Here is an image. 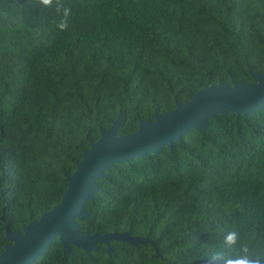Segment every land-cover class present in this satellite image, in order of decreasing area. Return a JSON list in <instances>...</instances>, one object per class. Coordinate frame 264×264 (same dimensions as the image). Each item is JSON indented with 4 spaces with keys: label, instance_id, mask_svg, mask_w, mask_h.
Here are the masks:
<instances>
[{
    "label": "trees",
    "instance_id": "1",
    "mask_svg": "<svg viewBox=\"0 0 264 264\" xmlns=\"http://www.w3.org/2000/svg\"><path fill=\"white\" fill-rule=\"evenodd\" d=\"M249 66L264 72V0H0V253L5 227L21 232L60 201L101 130L116 121L124 135L201 88L252 82ZM97 185L80 234L155 246L112 240L109 253L98 243L64 254L56 238L32 264L264 256V106L218 114Z\"/></svg>",
    "mask_w": 264,
    "mask_h": 264
},
{
    "label": "water",
    "instance_id": "2",
    "mask_svg": "<svg viewBox=\"0 0 264 264\" xmlns=\"http://www.w3.org/2000/svg\"><path fill=\"white\" fill-rule=\"evenodd\" d=\"M248 70L254 81L233 80L230 84L218 82L201 88L188 102H176L173 109L161 114L154 112V121H140L137 129L130 133L117 134L116 121L101 130L99 138L84 150L60 201L37 220L22 225L21 232L12 233L5 227L6 238L11 243L0 253V264H32L56 238L64 254L69 252L70 245L90 253L97 250L98 243L104 244L109 253L112 240L155 246L156 242L148 237L131 236L128 232L80 234L78 220L88 216L83 209L85 201L94 198L98 178L114 164L171 146L189 129L205 128L218 114L230 111L245 115L262 108L264 72L250 66Z\"/></svg>",
    "mask_w": 264,
    "mask_h": 264
},
{
    "label": "clouds",
    "instance_id": "3",
    "mask_svg": "<svg viewBox=\"0 0 264 264\" xmlns=\"http://www.w3.org/2000/svg\"><path fill=\"white\" fill-rule=\"evenodd\" d=\"M42 2L47 5L51 3V0H42ZM227 239L230 243H235V233H230ZM262 260H264V256H257L255 259L242 257L238 260H229L227 264H261Z\"/></svg>",
    "mask_w": 264,
    "mask_h": 264
}]
</instances>
